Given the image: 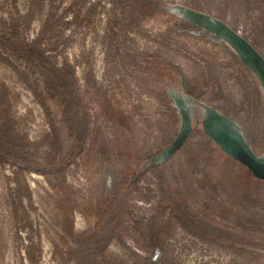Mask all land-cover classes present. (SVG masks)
<instances>
[{
    "label": "rangeland",
    "instance_id": "374dc122",
    "mask_svg": "<svg viewBox=\"0 0 264 264\" xmlns=\"http://www.w3.org/2000/svg\"><path fill=\"white\" fill-rule=\"evenodd\" d=\"M179 5L264 56V0H0V264H264V179L202 126L264 157V85Z\"/></svg>",
    "mask_w": 264,
    "mask_h": 264
},
{
    "label": "water",
    "instance_id": "95a60500",
    "mask_svg": "<svg viewBox=\"0 0 264 264\" xmlns=\"http://www.w3.org/2000/svg\"><path fill=\"white\" fill-rule=\"evenodd\" d=\"M185 18L202 26L219 38L227 41L240 55L258 79L264 85V56L256 47L221 19L210 14L179 5ZM175 95L173 104L181 115V127L178 135L157 157V163L169 161L186 144L194 130L192 112L182 95L172 88ZM205 110L202 126L207 133L231 158L245 165L256 178L264 179V157H258L244 141L239 125L209 104L203 103Z\"/></svg>",
    "mask_w": 264,
    "mask_h": 264
},
{
    "label": "trees",
    "instance_id": "16d2710c",
    "mask_svg": "<svg viewBox=\"0 0 264 264\" xmlns=\"http://www.w3.org/2000/svg\"><path fill=\"white\" fill-rule=\"evenodd\" d=\"M165 95H166V94H165ZM169 97H170V96H169ZM173 107H174V105H173ZM178 152H179V151H178ZM178 152H177V153H178ZM177 153H176V154H177ZM176 154H175V155H176ZM175 155H174V156H175ZM171 159H172V158H171ZM171 159H170V160H171ZM170 160H169V161H170ZM167 162H168V161H167ZM167 162H164L163 164H165V163H167Z\"/></svg>",
    "mask_w": 264,
    "mask_h": 264
}]
</instances>
